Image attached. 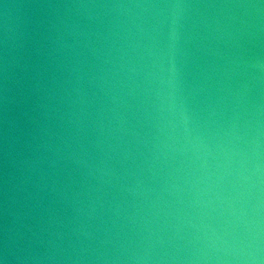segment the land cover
<instances>
[{"label": "water", "instance_id": "obj_1", "mask_svg": "<svg viewBox=\"0 0 264 264\" xmlns=\"http://www.w3.org/2000/svg\"><path fill=\"white\" fill-rule=\"evenodd\" d=\"M0 264H264V0H0Z\"/></svg>", "mask_w": 264, "mask_h": 264}]
</instances>
